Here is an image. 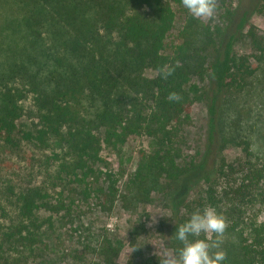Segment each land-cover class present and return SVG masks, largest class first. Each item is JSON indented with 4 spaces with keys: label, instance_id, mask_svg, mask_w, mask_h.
Segmentation results:
<instances>
[{
    "label": "trees",
    "instance_id": "trees-1",
    "mask_svg": "<svg viewBox=\"0 0 264 264\" xmlns=\"http://www.w3.org/2000/svg\"><path fill=\"white\" fill-rule=\"evenodd\" d=\"M180 1L14 0L16 47L0 62V142L51 154L36 161L40 185L9 182L0 190V264H27L26 253L43 250L40 264H56L53 247L63 244L56 233L68 226L75 246L62 255L71 264H117L121 249L107 230L83 221L79 202L134 211L153 195L170 207L167 241L175 256L183 246L176 226L210 206L238 240L228 263L264 264V158L245 134L243 111L231 112L264 72V37L251 22L264 14V0H217L223 25L187 13L169 51L172 3ZM246 37L258 65L237 51ZM28 99L38 122L22 130ZM200 103L205 142L188 155L182 131ZM132 136L154 146L142 153L120 199L102 151L119 150ZM164 262L152 256L140 264Z\"/></svg>",
    "mask_w": 264,
    "mask_h": 264
},
{
    "label": "rangeland",
    "instance_id": "rangeland-1",
    "mask_svg": "<svg viewBox=\"0 0 264 264\" xmlns=\"http://www.w3.org/2000/svg\"><path fill=\"white\" fill-rule=\"evenodd\" d=\"M0 0V62L3 64L15 49L16 29L14 15L18 9L17 3L14 0ZM217 1V0H216ZM173 9L176 13L175 28L168 36L167 44L168 50L172 45L179 44V31L184 26L185 17L188 10L182 5V0L178 3H172ZM21 15V13L19 14ZM221 10L219 3H216V11L213 17L203 19L205 24H222ZM252 25L256 28L257 33L264 37V14H256L252 19ZM223 25V24H222ZM264 45V42H263ZM170 51V50H169ZM237 51L240 55H247L252 57V62L257 64L256 57L259 55L252 47L251 40L244 38L238 43ZM260 69L264 68L263 64H259ZM4 67V66H3ZM261 71V70H260ZM239 106H234L231 112L239 113L241 125L245 129V134H248L252 142L253 150L260 157L264 158V72H260L258 79H253L252 86L247 90L245 96L238 101ZM25 114L20 120V128L28 130L38 122L35 113L33 112V104L31 99L25 103ZM207 111L205 106L200 103L197 104L193 110L192 121L186 128V133L182 131L186 139L180 142V145L186 150L188 155H197L203 149L205 142V127L207 122ZM182 139V138H180ZM152 139L147 136H132L126 144L119 150H113L106 145L102 151V156L108 162V169L116 174L119 179L118 190L119 198L121 193H124L127 179L136 171L142 153H149L153 151ZM51 149H36L30 145L23 144L20 149L9 148L0 142V190L6 188L10 183H26L40 185L43 177L39 161L44 155H50ZM35 165V167H34ZM34 168V169H33ZM105 170V171H107ZM44 171V169H43ZM29 184V185H30ZM78 211L86 223H93V226L98 230H107L109 238L113 243L121 249V254L117 260V264H140L146 261L149 257L158 256L163 261L169 257H174V250L170 248L167 241L168 228L171 225L172 214L170 207L161 196L153 195L151 202L138 207L133 211L124 210L121 205H117L115 209L108 211H101L98 208V202L90 201L88 203L79 202ZM79 218V217H78ZM72 230L70 227L60 228L56 235L61 236L63 244L59 245L57 249L53 247V253L57 260L56 264H71V259H65L62 252H70L74 246L75 241L72 242ZM196 239H206L204 234ZM208 243L219 247H213L211 250L221 251L225 256L226 264L233 261V256L238 249L237 237L227 228L224 236L217 241L215 236ZM55 249V250H54ZM75 249H78L75 247ZM65 250V251H64ZM58 251V252H57ZM43 251L36 253L35 257L29 256L26 253L23 257L27 264H40L43 260Z\"/></svg>",
    "mask_w": 264,
    "mask_h": 264
},
{
    "label": "clouds",
    "instance_id": "clouds-1",
    "mask_svg": "<svg viewBox=\"0 0 264 264\" xmlns=\"http://www.w3.org/2000/svg\"><path fill=\"white\" fill-rule=\"evenodd\" d=\"M182 5L193 18L198 19L211 18L216 11V0H182ZM169 98L177 99L175 94ZM225 231V220L213 207L194 212L185 223L176 226L173 236L183 246L177 250L176 256L167 258L164 264H226L221 251L211 250L213 247L218 248L219 244L208 243L213 236L217 241L221 239ZM201 234L206 239H190Z\"/></svg>",
    "mask_w": 264,
    "mask_h": 264
}]
</instances>
